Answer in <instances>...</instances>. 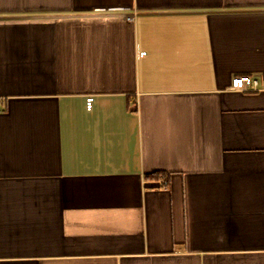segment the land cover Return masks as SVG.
<instances>
[{
  "label": "crops",
  "instance_id": "crops-1",
  "mask_svg": "<svg viewBox=\"0 0 264 264\" xmlns=\"http://www.w3.org/2000/svg\"><path fill=\"white\" fill-rule=\"evenodd\" d=\"M0 264H264V0H0Z\"/></svg>",
  "mask_w": 264,
  "mask_h": 264
},
{
  "label": "built area",
  "instance_id": "built-area-1",
  "mask_svg": "<svg viewBox=\"0 0 264 264\" xmlns=\"http://www.w3.org/2000/svg\"><path fill=\"white\" fill-rule=\"evenodd\" d=\"M258 82L251 77H235L230 81V90L236 92L256 91ZM165 183V182H164Z\"/></svg>",
  "mask_w": 264,
  "mask_h": 264
}]
</instances>
